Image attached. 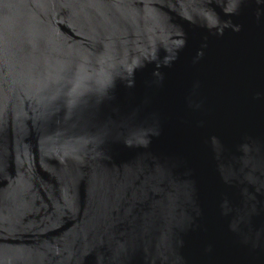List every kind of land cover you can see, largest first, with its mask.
<instances>
[{
	"label": "water",
	"instance_id": "obj_1",
	"mask_svg": "<svg viewBox=\"0 0 264 264\" xmlns=\"http://www.w3.org/2000/svg\"><path fill=\"white\" fill-rule=\"evenodd\" d=\"M0 264H264V0H0Z\"/></svg>",
	"mask_w": 264,
	"mask_h": 264
}]
</instances>
